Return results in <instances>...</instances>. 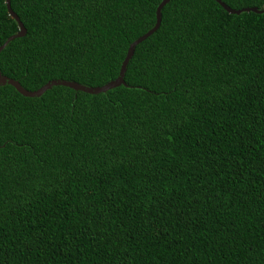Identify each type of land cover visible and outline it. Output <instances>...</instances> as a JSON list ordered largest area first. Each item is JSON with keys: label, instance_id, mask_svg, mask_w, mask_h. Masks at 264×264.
I'll return each mask as SVG.
<instances>
[{"label": "trees", "instance_id": "trees-1", "mask_svg": "<svg viewBox=\"0 0 264 264\" xmlns=\"http://www.w3.org/2000/svg\"><path fill=\"white\" fill-rule=\"evenodd\" d=\"M8 1L0 74L30 91L112 81L160 2ZM0 264H264V12L169 0L123 84L0 85Z\"/></svg>", "mask_w": 264, "mask_h": 264}, {"label": "water", "instance_id": "water-1", "mask_svg": "<svg viewBox=\"0 0 264 264\" xmlns=\"http://www.w3.org/2000/svg\"><path fill=\"white\" fill-rule=\"evenodd\" d=\"M168 1L169 0H160V2L157 4V6L155 8V12H154L155 13V20H154V24L152 25V27L149 28L145 33L138 36L132 42L129 43V45L126 49L125 55H124V57L120 63L117 76L112 81H109V82H107L101 86H98V87H87V86H84V85H81V84H78V83H75L72 81H68V80L52 79V80L45 82L43 85H41L37 89L30 91V90L23 88L18 83L17 80L0 74V85L9 84L21 95L27 96V97H35V96L42 94L46 89L50 88L52 85H63V86H67L73 90H79V91H83V92H87V93H99V92H104L105 90L110 89L112 87H115L119 84H123V73H124L127 61L132 54L134 46L139 41L143 40L145 37L150 35L158 27L159 22H160V9ZM215 1L228 13L238 14L240 12H245V11H253L255 13L264 12V7L260 8V9L253 8V7L231 9L227 5H225L222 1H220V0H215ZM4 3H5L6 11L8 12V14L13 18V20L17 24V31L10 34L2 42V44H0V50L7 44L8 41H10L11 39H13L15 37H20L25 33V29H24L22 23L19 21L18 17L14 14V12H12V10L10 9L9 1L4 0Z\"/></svg>", "mask_w": 264, "mask_h": 264}]
</instances>
